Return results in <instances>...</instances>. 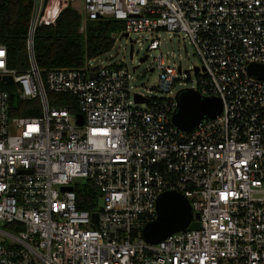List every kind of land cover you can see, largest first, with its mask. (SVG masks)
<instances>
[{"label":"built area","instance_id":"2783aa9c","mask_svg":"<svg viewBox=\"0 0 264 264\" xmlns=\"http://www.w3.org/2000/svg\"><path fill=\"white\" fill-rule=\"evenodd\" d=\"M81 1L86 21L121 22L132 45L146 35L161 95L134 93L127 69L95 58L42 73L36 31L71 0H33L27 67L0 44V264H264V81L248 71L264 63V0ZM161 31L188 39L201 60L192 89L222 101L192 131L172 123L183 70L165 61ZM28 102L39 115H19ZM78 178L99 190L95 211L78 209ZM167 191L200 228L149 243Z\"/></svg>","mask_w":264,"mask_h":264},{"label":"trees","instance_id":"16d2710c","mask_svg":"<svg viewBox=\"0 0 264 264\" xmlns=\"http://www.w3.org/2000/svg\"><path fill=\"white\" fill-rule=\"evenodd\" d=\"M33 0H0V44L7 47L11 67H27L25 41ZM80 13L70 6L65 8L56 25L40 26L36 31L35 50L42 73L54 68L82 67L89 59L109 52L114 46L112 35L122 30L121 22L113 18L86 21L85 31ZM52 104H64L67 96L52 94ZM26 108L23 116L39 115L40 110ZM34 104V103H32ZM77 207L95 211L99 190L89 181L78 184Z\"/></svg>","mask_w":264,"mask_h":264},{"label":"rangeland","instance_id":"374dc122","mask_svg":"<svg viewBox=\"0 0 264 264\" xmlns=\"http://www.w3.org/2000/svg\"><path fill=\"white\" fill-rule=\"evenodd\" d=\"M71 7L77 10L83 22L82 30L85 31L86 19L84 16L83 4L81 0H71ZM112 37H117L115 44L111 51L101 54L91 61V65L101 67L106 65H116L128 70L130 74L131 85H133V92H142L145 96H160L161 92L158 90L159 73L160 70L156 67L154 58L157 51H147L148 42L145 41L146 35L141 38L143 41L142 47L136 43L132 45V40L138 36L132 34L126 36L122 30H117L113 33ZM161 40L160 50L165 58V61L178 68L182 67L183 73L181 74L180 82L173 88V93H177L183 89L197 88L201 73L196 72L194 67L201 66V60L197 55L194 47L184 38L182 34L170 35L161 31L158 35ZM146 57V60L140 59ZM110 58H113L110 60ZM77 182H84V179L78 178Z\"/></svg>","mask_w":264,"mask_h":264},{"label":"water","instance_id":"95a60500","mask_svg":"<svg viewBox=\"0 0 264 264\" xmlns=\"http://www.w3.org/2000/svg\"><path fill=\"white\" fill-rule=\"evenodd\" d=\"M124 35L128 36L127 33ZM113 58H110L112 60ZM146 60V56L140 59ZM200 67H194L196 72ZM251 75L264 81V63H252L248 66ZM8 81L11 76H6ZM12 97H14L12 95ZM140 100V96L137 95ZM177 108L172 115V123L183 131L194 130L204 119L214 118L222 110V101L217 96H203L193 89H183L177 92ZM79 124H83V117L79 115ZM64 190H71V187H64ZM158 217L149 222L143 229V236L147 242L157 244L175 232L186 229H199V215L193 220V210L189 200L181 193L167 191L161 194L157 200ZM98 213L92 214L94 224L98 225Z\"/></svg>","mask_w":264,"mask_h":264},{"label":"snow or ice","instance_id":"6c2138e0","mask_svg":"<svg viewBox=\"0 0 264 264\" xmlns=\"http://www.w3.org/2000/svg\"><path fill=\"white\" fill-rule=\"evenodd\" d=\"M0 55H2V53H0Z\"/></svg>","mask_w":264,"mask_h":264}]
</instances>
